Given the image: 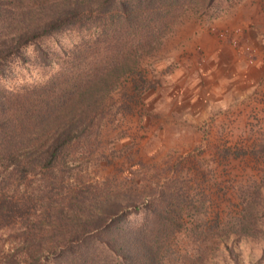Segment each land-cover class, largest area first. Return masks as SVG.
I'll use <instances>...</instances> for the list:
<instances>
[{
  "label": "trees",
  "instance_id": "trees-1",
  "mask_svg": "<svg viewBox=\"0 0 264 264\" xmlns=\"http://www.w3.org/2000/svg\"><path fill=\"white\" fill-rule=\"evenodd\" d=\"M215 1L20 0L14 12L0 16V76L14 61L27 63L25 47L34 46L44 67L50 63L44 40L80 34L69 51L58 45L62 66L50 79L17 91L0 86L2 179L63 175L75 160L70 147L106 115L107 99L120 81L141 72V57L159 47L176 16L187 11L201 18ZM181 189L178 183L112 186L105 180L71 190L50 210L47 194L44 231L43 218L34 221L36 228L21 226L30 200L1 193L0 228L21 224V246L3 264L264 263L256 212L264 185L241 191L240 212L228 217L225 228L217 218L209 223L192 213L197 205ZM252 241L260 244L257 260L242 251V242Z\"/></svg>",
  "mask_w": 264,
  "mask_h": 264
},
{
  "label": "rangeland",
  "instance_id": "rangeland-1",
  "mask_svg": "<svg viewBox=\"0 0 264 264\" xmlns=\"http://www.w3.org/2000/svg\"><path fill=\"white\" fill-rule=\"evenodd\" d=\"M18 6L20 0H0V16ZM176 17L159 47L141 57V72L113 90L106 115L70 147L75 160L63 175L2 179L6 163L0 161V194L30 200L22 225L0 228V264L20 248V225L36 228L43 218L45 230L47 194L50 210L88 183H178L199 208L192 213L209 223L217 218L225 228L240 212L241 191L264 185V0H216L201 18L187 11ZM79 39L71 32L44 40L50 54L44 67L34 46L25 47L29 60L9 64L0 86L17 91L42 84L62 66L58 45L69 51ZM256 212L257 233L264 234V190ZM241 246L257 260V241Z\"/></svg>",
  "mask_w": 264,
  "mask_h": 264
}]
</instances>
